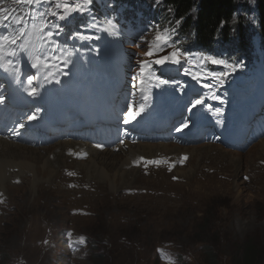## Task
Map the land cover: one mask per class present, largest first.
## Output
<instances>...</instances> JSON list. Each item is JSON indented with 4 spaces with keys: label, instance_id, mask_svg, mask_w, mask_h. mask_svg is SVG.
<instances>
[{
    "label": "rangeland",
    "instance_id": "rangeland-1",
    "mask_svg": "<svg viewBox=\"0 0 264 264\" xmlns=\"http://www.w3.org/2000/svg\"><path fill=\"white\" fill-rule=\"evenodd\" d=\"M148 1L153 2L155 13H159L157 1ZM236 1V18L247 16L245 4L252 14L243 18L245 23L242 24L252 31L243 40L249 41L252 49L260 53L257 35L253 32L257 29L255 0ZM138 2L140 0H92L88 5L84 0H39L28 5L23 0H0V9L4 10L1 15L9 16L4 22L8 27H0V36L19 37L16 44H0V59L12 62L15 67L8 75L0 72V99H9L13 88L8 81L10 78L14 77L18 85L19 74L25 77L34 74L30 61L44 56L49 66L40 67L47 69L48 74L55 73L52 80L57 78L63 85H57L41 100L33 97V102L42 101L38 118H43L52 105L61 111V117L82 116L81 106L89 107L94 98L104 96L121 80L125 85L120 97L124 112L129 104L138 107L144 102L142 97L147 95L151 103L148 115L160 116L162 121L167 116H176L167 124V131L160 135L176 145L127 142L115 149L98 151L99 156L92 154L97 150L85 147L90 156L83 160L67 155V151H74L81 143L61 144L64 141H60L47 147H35L36 150L21 141L0 145V173L3 175H0V264H241L245 247L252 250L256 264H264V109L260 103L264 100V84L251 83L258 68L241 70L234 77L229 70L211 68L216 75L229 73L216 80L220 88L215 90L213 81L203 75L199 55L192 51L183 52L191 72H182L181 76L162 74L158 65L149 63L151 67L140 75L139 63L150 59L145 53L154 41V32L151 28L145 29L137 38L127 41L129 26L125 5L132 7L139 22L148 21L149 10H144ZM64 4L82 7L83 11L74 12L63 21L49 14V8L62 12ZM160 14L159 25L168 21L166 13ZM17 17H23L20 25L15 24ZM149 18L151 21L152 16ZM56 24L61 28L56 29ZM20 27L24 28L23 34L19 32ZM100 28L114 34L118 42L109 41L107 48L98 36ZM179 28L177 24L170 29ZM47 31L60 34L49 38ZM80 32L85 35H74ZM89 35L99 38L87 39ZM99 35L107 39L104 31ZM127 42L131 54L129 63L124 62ZM170 45L159 51L158 58L168 54ZM113 52L124 61L114 60ZM94 58L99 60L90 62ZM259 74L255 82L263 83L264 73ZM242 75L251 76V80L240 88V94L234 92L228 82ZM193 76L202 79L198 82ZM37 77L36 85H39L43 74ZM182 78L195 80L194 85ZM221 79L223 84L219 83ZM160 80L169 83L160 85ZM176 82L180 86H173ZM202 84L211 87L208 89ZM75 85H82L86 93L81 96L70 90L78 87ZM192 88L200 90L197 98H203L206 106L202 103L189 112L192 100L183 91ZM209 93L224 102L220 107L214 105L216 109L207 115L206 107L213 103ZM53 95L60 100L69 99L70 106L61 107V103L53 102ZM117 98L114 93L108 94L105 106L115 103ZM248 101L254 103L246 110L249 119L238 116L234 110L230 113L224 107L238 105L241 113L240 106L244 107ZM217 109H221L222 114H218ZM37 110L34 112L38 113ZM256 111L262 113L258 119ZM199 113L210 118V122H206L202 142L193 143L184 137L188 128L180 132L176 128L185 120L195 125L201 117ZM226 128L238 130V146L221 141ZM23 137L47 139L36 133ZM2 142L14 143L13 140ZM47 148L52 150L45 151ZM180 153L183 154L180 156ZM37 169L46 173H37ZM46 177H49L48 182H43Z\"/></svg>",
    "mask_w": 264,
    "mask_h": 264
},
{
    "label": "trees",
    "instance_id": "trees-1",
    "mask_svg": "<svg viewBox=\"0 0 264 264\" xmlns=\"http://www.w3.org/2000/svg\"><path fill=\"white\" fill-rule=\"evenodd\" d=\"M162 1L163 8L170 14V20L181 21V32L183 34L193 33V43L209 48L212 46L214 37L218 34L222 41L233 37L236 38L239 49L244 47V24L242 23H245L243 20L245 16L236 18V9L238 8L236 0ZM248 7L246 4L245 9ZM255 10L258 33L261 38H264V0H255ZM241 260V264L257 263L252 250L246 247Z\"/></svg>",
    "mask_w": 264,
    "mask_h": 264
},
{
    "label": "snow or ice",
    "instance_id": "snow-or-ice-1",
    "mask_svg": "<svg viewBox=\"0 0 264 264\" xmlns=\"http://www.w3.org/2000/svg\"><path fill=\"white\" fill-rule=\"evenodd\" d=\"M23 2H26L28 5H32L34 3H39V0H23ZM84 3L90 5L92 3V0H84ZM56 7L59 9L61 8V5L60 4H56ZM4 11L3 9H0V12ZM83 11V8L82 7H77V6H74L72 4H64L63 5V10L62 12H53L51 10V8L48 9V12L51 16L55 17L57 20L59 21H63V20H66L71 14H73L74 12H82ZM9 20V16L5 15V16H0V27L2 28H7L8 25L5 24L4 22L5 21H8ZM22 20H23V17H17L15 18V24L17 25H20L22 23ZM181 21L178 20L177 21V24H179ZM109 23H112L111 21H109ZM115 27V25H113ZM54 27L56 29H60L61 26L59 24H56L54 25ZM163 31L167 32L169 31L168 29H163ZM174 31V29L172 30ZM19 32L21 34H23L24 32V28L23 27H20L19 29ZM60 34L59 31H47L46 32V36L49 37V38H52L54 36H58ZM109 35H112V33H108ZM74 35H79V36H84L85 33L84 32H80V33H77V34H74ZM87 39H98L99 37H96V36H87L86 37ZM17 39H19V37H16V39H13L12 37H10L8 34H4L2 36H0V44L4 43V42H9L11 44H16L17 42ZM156 40L158 41V43H156L155 45H150L149 47V51L145 53L146 56H153L155 53L153 51V47L157 50H160L162 51L163 48L168 45L169 43V40H170V36H165V37H161V36H157L156 37ZM55 54V50H53V55ZM184 55V53L182 52V50L180 48H176L174 51H171L170 53H168L167 55H164V56H161L160 58L156 59L154 61V63L156 65H164L165 63H168V62H171L172 64H181L182 62V56ZM47 59L46 57L44 56H40V57H37V59L33 62V61H30V67L32 69H37L39 66L43 65L44 67H48V63H47ZM205 60L207 61H210L211 63L213 64H223L227 67H231L233 69V71L237 70L239 65H232V64H228L226 61H223V60H220V59H216L214 57H210V56H206L205 57ZM11 63V62H9ZM65 67H67V62H65ZM151 65L149 64H146V62L144 61H141L139 63V73L140 75H143L146 68H150ZM0 70H4V71H7L8 68L6 65L0 63ZM20 69L17 68L16 71L18 72ZM67 73H65L66 75ZM187 74V73H185ZM49 75H51V73H49ZM220 77H227L229 75V73H226V72H221L218 74ZM45 79H47V76L44 77ZM193 79H196L198 82L201 81V78L200 77H197V76H193L192 77ZM38 79L37 75L33 74V75H28L26 77V82L27 84L29 85V90L27 92V94L29 96H33L35 97L37 94H38V88L35 86V82L36 80ZM49 82H55V83H59L60 81L59 80H55V81H49ZM140 83H143V81H140ZM169 83V81L167 80H160L159 81V84L160 85H163V84H167ZM220 84H223L224 83V80L221 79L219 81ZM159 86V85H157ZM203 87L205 88H209L211 87L210 85L208 84H202ZM43 87V85H41V88ZM143 99V103H141L138 107L134 106L133 104H129L128 107H127V110L126 112L124 113V120H123V123L127 124V123H130L132 121H135L138 117H140L144 111L146 110V107H147V104H148V101H149V97L147 95H144L142 97ZM213 99L217 100L218 102L220 103H223V99L219 96H216V95H213ZM203 103V98H196L194 99L191 104H190V107L188 108V111L191 112L193 109H195L198 105H201ZM37 111H41V110H37ZM217 113L218 114H222V110L221 109H217ZM35 119H38V116H36L35 114L33 115H30L28 117V120L32 121V120H35ZM190 123L191 121L190 120H185L183 121L179 127L176 128V131L177 132H180V131H183L184 129H187L189 126H190ZM24 125H19V127H23ZM123 142V141H122ZM98 147H103L102 145H98ZM186 158V157H185Z\"/></svg>",
    "mask_w": 264,
    "mask_h": 264
},
{
    "label": "bare ground",
    "instance_id": "bare-ground-1",
    "mask_svg": "<svg viewBox=\"0 0 264 264\" xmlns=\"http://www.w3.org/2000/svg\"><path fill=\"white\" fill-rule=\"evenodd\" d=\"M12 96H14L15 97V99H16V101H20V102H22L23 104H27L26 103V101L24 100V99H22L21 97H18V96H16L14 93H13V95ZM3 105V103L0 105V106H2ZM56 106H58V105H56ZM7 108H9V107H7ZM102 108V112L100 113V112H97L96 110H82V111H80L81 112V114L82 115H91V117H90V119L91 118H94L95 116H99V115H105V114H107L108 112H106V110H105V106H102L101 107ZM54 115L56 116V117H58L59 115H60V112H57V113H54ZM52 118V116H48L47 118H45L44 120H42L41 122H40V124L41 125H47V124H52V123H55V122H53V120L51 119ZM90 119H87V120H90ZM148 118H145V119H139L138 121H137V125H136V127H150V126H148L147 124H148ZM159 124V123H158ZM158 124H156V125H154V126H158ZM35 125H32V127H34ZM153 126V127H154ZM110 128L111 129H113V126H110ZM111 132V131H110ZM3 141V139L0 137V145H3V144H7V145H9V144H18V143H12V142H7V143H4V142H2ZM14 142V141H13ZM66 143H71V144H76V143H74V142H72V141H64L63 143H61V144H66ZM54 144H57V143H54ZM54 144H51V145H54ZM19 145H21V144H19ZM51 145H48V146H51ZM78 145H80V146H82V145H84V144H78ZM28 147V146H27ZM35 147H43V146H41V143H39L38 141H35V140H33V142L31 143V145H30V148H33V149H35ZM47 147V146H46ZM85 147V146H84ZM58 148V147H57ZM36 150V149H35ZM49 150H52L51 148H47V149H45V151H49ZM59 151V149L56 151V152H58ZM93 155H95V156H99V152L98 151H95V152H93L92 153ZM15 160H16V157L14 158ZM95 161V160H94ZM16 162H18V161H16ZM18 163H20V162H18ZM79 164L80 163H82V162H78ZM21 164H23V163H21ZM24 165H27V164H24ZM29 172H31V173H33L32 171H29ZM37 173H46V172H42L40 169H37ZM0 175H2L1 173H0ZM59 175V174H58ZM3 176V175H2ZM56 176V175H55ZM48 178L49 177H46V179L45 180H43V182H48ZM9 179H11V178H9ZM9 179H8V181H9ZM65 180V179H64ZM7 196V195H6ZM52 198V197H51ZM4 199V198H3ZM7 199V198H6ZM50 200V199H49ZM2 201V200H1ZM8 201V200H7ZM1 203H3V202H1ZM15 206V205H14ZM51 206H53V205H51ZM55 209V208H54ZM1 210V209H0ZM52 212H53V210H52ZM56 214V213H55ZM50 220V219H49Z\"/></svg>",
    "mask_w": 264,
    "mask_h": 264
}]
</instances>
